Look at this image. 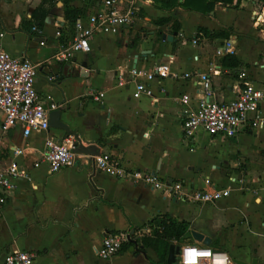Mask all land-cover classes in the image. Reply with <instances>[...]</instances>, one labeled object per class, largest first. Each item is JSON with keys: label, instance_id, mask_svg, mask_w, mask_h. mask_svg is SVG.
Instances as JSON below:
<instances>
[{"label": "crops", "instance_id": "crops-1", "mask_svg": "<svg viewBox=\"0 0 264 264\" xmlns=\"http://www.w3.org/2000/svg\"><path fill=\"white\" fill-rule=\"evenodd\" d=\"M42 1L0 0V45L37 65L36 90L61 104L60 119L69 133L52 127L27 136L18 126L4 131L0 111V169L15 161L28 172L13 181L0 213V264L14 249L31 252L33 264H158L147 241L154 230H146L161 216L189 222V232L170 244H189L191 231H197L211 238L208 247L215 242L232 259L250 261L229 246L237 228L264 218V122L259 128L246 123L234 137L198 130L193 138L185 136L182 122L184 111L201 96L199 84L183 74L197 72L209 74L212 99L220 102L232 100L237 85L252 82L263 93L264 118V12L255 0L217 3L206 14L165 8L155 0H116L119 11H135L134 21L116 34L95 33L90 51L64 61L56 55L77 35L75 22L87 26L89 17L104 8L103 0H46L48 14L40 24L31 14ZM73 11L74 19L67 15ZM199 27L229 29V54L238 66H223L220 60L228 53L217 55L216 49L226 39L198 36ZM157 63L170 74L146 81L151 95L134 98L132 83L118 85L119 75L127 79L130 68L150 70ZM242 71L247 79L239 78ZM97 91L103 92L99 100ZM184 94L191 97L188 104L181 101ZM49 136L74 141L72 162L57 172H50L43 159ZM13 147L22 153L13 155ZM100 154L128 172L152 173L163 187L172 186L171 192L107 174L93 161ZM206 177L215 187H229L230 195L212 205L190 200L192 191L206 187ZM228 224L233 231L226 235ZM122 232L127 242L100 258L104 233Z\"/></svg>", "mask_w": 264, "mask_h": 264}, {"label": "built area", "instance_id": "built-area-1", "mask_svg": "<svg viewBox=\"0 0 264 264\" xmlns=\"http://www.w3.org/2000/svg\"><path fill=\"white\" fill-rule=\"evenodd\" d=\"M116 0H103L101 10L92 14L88 19V25L84 26L80 20L75 22L77 35L65 48L56 55V60L64 61L73 56L76 52L90 51V39L97 33L116 34L120 27L130 25L134 21L135 11L128 9L121 12L115 7ZM36 27H33L35 30ZM3 32L0 31V37ZM43 43V42H41ZM233 50V42L226 39L217 47L216 54H229ZM37 65L27 58L13 57L7 53L0 45V111L3 114L2 129L18 126L24 136L31 132H47L50 128V113L59 110L61 104L54 101L50 95L41 96L36 90L35 81L37 76ZM170 73L164 63H157L150 70L132 67L128 70V78L119 75L118 85L124 86L132 83V97L139 98L141 95H151L152 90L147 86L146 81H151L157 76H166ZM185 78H190L200 86V97L196 101L195 107H189L184 111L182 129L188 138H193L198 130H202L209 135H223L234 137L241 127L246 123L252 128H259L264 122L260 114V103L263 98L261 90L255 88L252 82L244 81L235 87V97L226 102L212 99L213 93L211 81L207 72H197L195 74L184 73ZM54 76H49L48 80L53 81ZM240 79H247L246 72L239 74ZM103 97V92L97 91L94 99ZM190 95L184 94L181 101L185 104L190 102ZM249 115H252L250 118ZM74 141L71 136L61 139L47 137L45 139V151L43 159L48 164L50 172H57L68 166L73 158ZM22 149L13 147L12 154L19 155ZM93 161L100 170L109 175L120 178H133L135 182H142L153 188H163L171 192L169 185L163 184L155 175L150 172L140 170L126 171L122 166L111 163L107 154L95 155ZM27 169L15 161L0 169V213L6 201V194L13 187V181L26 178ZM205 188L192 191L189 199L195 203L216 204L223 198L230 195L229 187H215L211 180L204 179ZM176 188V187H175ZM159 227L147 228V232H152ZM126 233H104L97 255L106 259L117 253L122 245L127 242ZM178 264H236L232 257L223 251L213 250L208 246L200 244H184L180 246L176 255ZM33 255L27 250L14 249L4 255L2 264H33Z\"/></svg>", "mask_w": 264, "mask_h": 264}, {"label": "trees", "instance_id": "trees-1", "mask_svg": "<svg viewBox=\"0 0 264 264\" xmlns=\"http://www.w3.org/2000/svg\"><path fill=\"white\" fill-rule=\"evenodd\" d=\"M159 2L165 8H172L175 6H180L185 9L206 14L213 10L214 6L219 3L223 6L231 5L234 0H155ZM239 0H236V3ZM46 0H43L40 5L33 11L31 18L33 20L39 21L42 24L45 16L48 14V9L45 6ZM259 11L264 12V0H255ZM236 6V5H235ZM75 11L67 12L70 18H75ZM166 19H160L158 23L164 22ZM178 26V24H175ZM174 26V27H175ZM200 33L211 36L219 37L222 39H228L231 31L229 29H222L218 31H209L205 28L199 27L196 30V34L199 36ZM223 66L236 67L239 64V60L231 54L223 56L220 60ZM153 227H159L160 229H154L153 237L147 239L148 244L153 248L158 257V264H166V257L168 253V247L172 240L179 242L180 239L189 232V222L185 220H177L168 216H161L160 219H152ZM159 232H158V231ZM189 244L193 243L191 235L188 236ZM210 248L213 250L220 251L215 242H212Z\"/></svg>", "mask_w": 264, "mask_h": 264}, {"label": "rangeland", "instance_id": "rangeland-1", "mask_svg": "<svg viewBox=\"0 0 264 264\" xmlns=\"http://www.w3.org/2000/svg\"><path fill=\"white\" fill-rule=\"evenodd\" d=\"M190 25L191 24L187 22L186 28H189ZM261 221H263V223H261ZM226 229V235L228 230L233 231L229 224L226 226ZM234 235L235 236H232L233 241L232 237L227 236V241H232L229 246L230 250L235 251V253L239 255L245 254L249 257V260L253 257H257L259 264H264V218L259 221L257 220L255 223H246L244 228H237V230L234 231Z\"/></svg>", "mask_w": 264, "mask_h": 264}, {"label": "water", "instance_id": "water-1", "mask_svg": "<svg viewBox=\"0 0 264 264\" xmlns=\"http://www.w3.org/2000/svg\"><path fill=\"white\" fill-rule=\"evenodd\" d=\"M163 39H166L167 41H172L173 37L171 35H162ZM84 66V64H83ZM61 111L60 110H54L50 113V119H49V125L52 128H59L65 131L66 133H69V128L67 125H65L61 119ZM191 235L194 238V240L203 243L204 245L208 246L210 244L211 238L208 236H205L204 234L197 232V231H191ZM180 246L176 245L174 243L170 244L168 247V253L166 257V264H178L176 255L179 253ZM233 261L236 264H258V259L256 257H253L250 261H245L242 259L234 258Z\"/></svg>", "mask_w": 264, "mask_h": 264}]
</instances>
